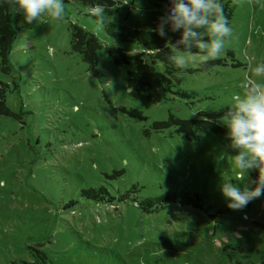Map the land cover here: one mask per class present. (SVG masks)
I'll use <instances>...</instances> for the list:
<instances>
[{
  "label": "rangeland",
  "instance_id": "rangeland-1",
  "mask_svg": "<svg viewBox=\"0 0 264 264\" xmlns=\"http://www.w3.org/2000/svg\"><path fill=\"white\" fill-rule=\"evenodd\" d=\"M120 2L103 24L78 0H64L60 21L45 16L30 25L12 13L16 37L8 72L0 60V86L15 115L0 117V264H33V248L45 255L44 264H264V197L234 211L219 193L222 180L241 186L223 118V133H199L195 141L173 128L151 127L169 114L193 119L224 109L243 93L251 68L264 62V0H222L233 35L224 53L208 60L218 64L206 68L195 50L193 71H180L176 92L160 102L129 91L133 62L115 66L107 48L145 51L113 39L105 24L125 33L154 29L168 14L163 0ZM71 24L102 42L100 76L71 49ZM155 67L163 70L161 63ZM257 175L251 170L249 179ZM101 186L105 199L81 194ZM172 191L197 195L201 207L172 204L147 212L138 206Z\"/></svg>",
  "mask_w": 264,
  "mask_h": 264
},
{
  "label": "clouds",
  "instance_id": "clouds-1",
  "mask_svg": "<svg viewBox=\"0 0 264 264\" xmlns=\"http://www.w3.org/2000/svg\"><path fill=\"white\" fill-rule=\"evenodd\" d=\"M117 6L120 0H114ZM167 15L161 16L153 31L165 39L169 62L180 70H187L192 53L199 50L202 61L215 60L225 50L233 29L224 14L222 0H169ZM10 4L13 14H20L25 24H34L42 17L60 21L65 16L64 0H0V8ZM106 8L98 6L95 15L103 24ZM179 33L175 41L168 34ZM242 94L233 95L224 112L222 125L227 130L228 147L232 153L235 180H222L219 193L226 206L234 211L247 207L253 200L264 197V62L251 68L245 77ZM194 114V113H193ZM222 161V158H221ZM256 170L253 181L249 172Z\"/></svg>",
  "mask_w": 264,
  "mask_h": 264
},
{
  "label": "trees",
  "instance_id": "trees-1",
  "mask_svg": "<svg viewBox=\"0 0 264 264\" xmlns=\"http://www.w3.org/2000/svg\"><path fill=\"white\" fill-rule=\"evenodd\" d=\"M84 5L92 6L89 14L93 17H97L95 12L98 6H103L106 11L114 5L112 0H78ZM163 5L166 12L169 13L170 2L169 0H163ZM224 6V14L229 17L231 15L230 9L227 5ZM11 6L5 4L3 8H0V60L2 64V70L8 72L10 70V56L13 49V42L16 37V29L12 23ZM229 9V10H228ZM228 10V12H227ZM106 33L115 40H121L122 42H136L145 52H141L135 55H129L124 52L120 47L110 46L107 48L108 56L111 58L113 64L117 67H125L134 64V70H128L127 72V88L131 92L141 93L146 95L153 101L160 102L167 99V96L171 93H175L174 86H178L181 81L179 72L193 71L192 69L180 70L176 69L170 62L167 55H165L166 43L165 39L156 35L151 30H133L128 32L120 31V26L113 23L105 24ZM179 38V33L168 34V39L175 41ZM70 44L73 52L81 55L82 60L87 63L89 70L96 77L100 76L98 69V51L103 47L102 42L92 33L83 29L82 27L71 24L70 25ZM144 54L150 56L152 61L144 58ZM161 63L163 70L156 69L155 64ZM215 61H208L205 63L206 68H211L217 65ZM179 93V92H177ZM6 86H0V117H15L13 112L7 107L6 101ZM123 109V108H122ZM125 110V109H123ZM227 111V107L214 112H199L198 118L193 119H180L172 114H169L166 120L154 121L151 124L152 129L155 132H163L167 129H174L183 139L195 141L198 139L199 133H215L220 134L225 131L221 126L220 119L223 118L224 112ZM130 116L134 115L143 118L140 112L128 110L126 111ZM122 172H114L117 176ZM110 177V175H107ZM81 194L84 198L89 200H101L108 197V191L105 187L99 188H87L82 189ZM110 199V197H109ZM172 204L176 205H188L194 208L201 207L200 199L197 195H193L190 192L184 191H172L165 192L157 197H148L138 202V206L147 212L154 211L162 207H168ZM35 256L37 260H34L33 264H44L45 255L36 248ZM15 264V263H13ZM23 264H31L25 262Z\"/></svg>",
  "mask_w": 264,
  "mask_h": 264
},
{
  "label": "water",
  "instance_id": "water-1",
  "mask_svg": "<svg viewBox=\"0 0 264 264\" xmlns=\"http://www.w3.org/2000/svg\"><path fill=\"white\" fill-rule=\"evenodd\" d=\"M129 91H130V89H129Z\"/></svg>",
  "mask_w": 264,
  "mask_h": 264
}]
</instances>
